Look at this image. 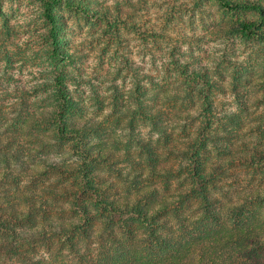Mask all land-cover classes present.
I'll return each instance as SVG.
<instances>
[{
    "label": "rangeland",
    "instance_id": "1",
    "mask_svg": "<svg viewBox=\"0 0 264 264\" xmlns=\"http://www.w3.org/2000/svg\"><path fill=\"white\" fill-rule=\"evenodd\" d=\"M246 1L258 3L262 9L233 10L218 0H83L84 7L76 9L64 0L56 7L57 45L75 56L73 63L66 61V68L74 76L68 81L69 88L81 105L76 116L96 128L92 146L117 156L116 168L128 178L100 167L118 184L114 196L134 195L135 191L128 190L132 180L141 186L158 187L163 195L170 192H166L170 186L166 179L174 184L172 188L179 181V175L167 173L165 167L178 170L180 157L170 156L168 150L166 153L165 135L136 113L138 92L141 99L158 92L159 100L142 102L164 110L159 125L166 124L170 145L183 146L182 129L190 123L179 117L180 113L198 122L203 97L196 93L191 102L187 99L186 79L176 63L202 68L210 77L212 88L203 87L201 80L195 84L213 102L219 140L238 154L248 152L243 142L254 144L257 135L253 128L260 125L264 129V0ZM42 3L0 0V147L7 144V131H14L12 124L18 123L15 107L21 104L20 94L39 105L52 86L38 89L37 94L33 87L53 80L54 70L62 65L61 58L54 59V42ZM106 12L117 27L111 28L105 18L97 17ZM245 18L257 24L253 37L235 29ZM4 116L9 119L4 120ZM13 133L25 151L16 141L6 153L0 148V204L29 212L32 202L38 222L24 225L28 238L0 234V264H78L66 248H61L51 225L44 223L48 218L72 219L70 212L61 209V205L67 206L66 199L55 193L63 186L55 183L54 175L40 176L46 166L41 163L43 158L73 161L76 157L67 146L41 148L38 142L27 141L22 132ZM148 145L157 151L158 158L149 155ZM16 152L23 163L15 162L12 156ZM154 166L160 173L153 171ZM249 166L230 165L221 183L223 189L217 193L225 208L264 189V175ZM254 208L263 229L264 206ZM41 230H46V235Z\"/></svg>",
    "mask_w": 264,
    "mask_h": 264
},
{
    "label": "trees",
    "instance_id": "2",
    "mask_svg": "<svg viewBox=\"0 0 264 264\" xmlns=\"http://www.w3.org/2000/svg\"><path fill=\"white\" fill-rule=\"evenodd\" d=\"M42 1L44 17L54 42V59L61 58L62 65L54 70L53 80L33 87L34 94H37L38 89L52 86L39 105L20 94L21 104L15 107L18 123L15 121L12 125L15 127L13 130L22 132L27 141L38 142L41 148L54 146L61 149L67 146L76 157L73 161L49 157L41 160L46 166L40 171V176H56L55 183L63 186L60 191L55 189L56 196L64 197L67 202V206L61 205V209L72 215L70 220L53 221L48 218L44 222L51 225L61 248H66L78 264H264V226L262 229V224L259 225V214L254 208L264 206V189L247 194L244 200L227 208L221 205L217 195L223 189L221 183L228 176L232 164L250 165L254 171L264 175V129L260 125L253 128L257 135L254 144L243 142L242 147L248 146V152L233 153L219 140L220 135L214 129L217 116L211 98L195 84L201 80L205 83L203 87L212 88L210 77L202 68L176 63L180 75L186 79L187 99L191 102L196 93L203 97L199 111L202 118L198 122H193V116L180 113L179 117L190 123L182 129L183 146L170 145L166 124L159 125V119L164 118V110L155 108L153 104L146 107L142 102L145 99L159 100L158 92L141 99V91L137 90L136 113L165 135V152L168 150L170 156L180 157L178 170H170L168 165L165 167L167 173L178 174L179 181L172 188L173 183L166 179L165 183L170 185L166 192H170L163 195L158 187L141 186L132 180V188L128 190L129 193L135 191L134 195L114 196L118 184L109 180L100 167L114 170L123 179L128 178L116 168L120 160L117 156L103 148L95 150L92 146L91 136L98 133L96 128L76 116L81 105L69 88L68 81L74 76L66 68V61L73 63L75 56L57 45L60 38L56 7L64 0ZM65 1L70 8L84 7L83 0ZM218 2L233 10L262 9L258 3L246 0ZM97 17L105 18L111 28L117 27L107 12ZM255 26L254 20L245 18L235 29L253 37L257 34ZM3 119L9 117L4 116ZM167 120L168 125L169 118ZM14 131H7V144L2 143L0 147L5 153L13 141L22 147V152L25 151ZM137 141L141 144L139 139ZM146 148L150 156L158 158L153 146ZM19 153L12 157L16 163H23ZM61 158L66 159V156ZM6 160L10 162L8 156ZM152 169L160 173L156 166ZM192 204L196 206L191 208ZM33 207L36 206L31 202V210L25 212L17 207L3 208L0 204V234L28 238L24 225L34 226L38 222ZM40 233L46 235L47 232L41 230ZM14 251L20 253V250Z\"/></svg>",
    "mask_w": 264,
    "mask_h": 264
}]
</instances>
